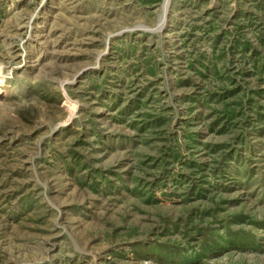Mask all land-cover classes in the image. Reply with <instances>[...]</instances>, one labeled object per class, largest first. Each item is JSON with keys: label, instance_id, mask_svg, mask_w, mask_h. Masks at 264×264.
Instances as JSON below:
<instances>
[{"label": "rangeland", "instance_id": "obj_1", "mask_svg": "<svg viewBox=\"0 0 264 264\" xmlns=\"http://www.w3.org/2000/svg\"><path fill=\"white\" fill-rule=\"evenodd\" d=\"M0 264H264V0H0Z\"/></svg>", "mask_w": 264, "mask_h": 264}, {"label": "trees", "instance_id": "obj_2", "mask_svg": "<svg viewBox=\"0 0 264 264\" xmlns=\"http://www.w3.org/2000/svg\"><path fill=\"white\" fill-rule=\"evenodd\" d=\"M232 242V241H231Z\"/></svg>", "mask_w": 264, "mask_h": 264}]
</instances>
